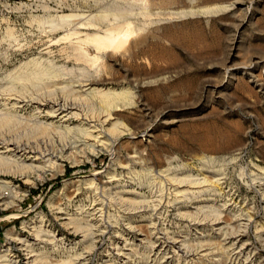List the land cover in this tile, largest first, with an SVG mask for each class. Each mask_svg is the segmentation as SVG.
<instances>
[{"label": "rangeland", "instance_id": "374dc122", "mask_svg": "<svg viewBox=\"0 0 264 264\" xmlns=\"http://www.w3.org/2000/svg\"><path fill=\"white\" fill-rule=\"evenodd\" d=\"M27 63L46 74L31 75ZM24 73L31 81L15 89L26 98L69 96L82 79L124 93L113 115L124 131L111 136L109 151L72 155L78 163L63 162L59 172L30 174L27 183L5 176L0 253L25 262L6 235L33 238L24 227L42 216L63 238L59 247L37 246L53 262H69L75 254L66 249L78 242L76 253L89 251L86 264L111 262L122 235L137 247L128 264H152L160 255L150 253L148 220L131 223L139 230L132 236L126 225L139 208L109 202L112 194L94 202L91 173L110 172L115 187L144 204L155 232L183 240L189 257L170 254L169 264H264V0H0V81L11 86ZM84 108L99 111L94 101ZM174 180L185 181L178 191L208 182L201 193L187 188L178 196L184 205L196 202L180 209L192 218L159 203L175 194ZM7 195L16 197L13 205L2 204ZM93 208L102 209L97 224L83 213ZM69 217L78 233L64 226ZM214 219L220 224L212 228ZM86 226L94 227L92 244L82 241ZM230 235L245 249L235 259L224 241Z\"/></svg>", "mask_w": 264, "mask_h": 264}, {"label": "bare ground", "instance_id": "6f19581e", "mask_svg": "<svg viewBox=\"0 0 264 264\" xmlns=\"http://www.w3.org/2000/svg\"><path fill=\"white\" fill-rule=\"evenodd\" d=\"M25 65L26 68L29 67L30 70H33L31 75L39 74L40 76L42 75L43 78V75L46 74L45 71L37 69L38 67L36 64L31 66V63H27ZM28 77L29 75L25 73L22 75H15L14 77L12 76L13 79H11L13 81H8L14 82V85L12 83L11 86L10 84L7 86L8 83L6 84L5 81H0V189L10 186L11 182L3 181V179H5L4 177L7 175H17L19 177L26 178L27 183L29 182L28 178L30 174L31 176L35 174L41 176L48 172H59L62 170L61 165L63 162L69 161L72 165L77 164V159L72 158V155H76L77 157L82 156L84 158L95 151L107 152L111 149L113 144L112 140L110 141L111 136H114L115 134L116 136H119L124 131L120 129V124L116 122L113 116L116 112L115 109H117L116 105L125 97L124 93L93 89L91 88L92 83L89 80L82 79L78 84L76 83V90H72L73 88L71 89L72 91L69 93V96H55V98H49V100L44 98L31 99L24 97L21 94L23 92L17 93L18 91L15 89L17 88L18 90L20 88L21 90L22 88L23 91L24 87L20 86L21 79L23 80V83L25 81L29 82L31 79ZM93 101L95 102V105L97 104V108L99 110L98 112L96 111L97 113L94 111L92 112L90 110H85L84 108L85 103L89 104V102ZM29 108H32V114L30 121H27L28 119H23L22 113L26 112ZM29 122H31V124H29ZM72 125L74 126L71 127ZM90 176L92 179L88 185H90V188L93 186L94 193L97 196V199L96 201L94 200V202L98 201L100 206L102 204V199L100 197L103 195L107 196L108 194H112L114 196L112 199L108 195L110 198L108 199L109 202L111 200H116L120 205H127L129 207L133 206V212L135 210L137 211L139 208V211L134 212V216L129 217L128 222L130 223L126 224L128 227V232L131 234V236L135 235L136 232H139L138 228L134 225H131V223L134 221L142 222L148 220L147 237L149 246L151 248L150 253L152 252V256L156 255L157 253L160 255L158 258L154 257L150 263L169 264L168 260L172 258L168 256L170 254H178V256L184 259L189 257V255L187 256V250L185 251L183 240H178L177 236L168 237L165 235L167 232H163L164 236H160L163 235L159 232L160 230L155 232L157 230L155 228L156 226L152 227L153 222L151 223V216L147 214L148 212L145 213L144 210L140 211V208H142L144 204L134 198V193L126 189L127 187H115V177L117 175H114L110 172L100 175L99 172H94L91 173ZM99 176H102L103 179H100ZM175 180L171 181L173 182L171 185L173 187V191H175V194L171 195L170 198L165 196L166 198L162 199L161 197L159 199V203L162 205H173V210L176 211L177 216L181 218H190L191 216L189 214L185 215L184 213L180 212V209L188 208V206H191L196 202H192L187 206L178 201L180 200L178 199V196L181 194L185 195L184 193L187 192L186 189L188 187H185V189L182 191H178L181 189V186H183V183L186 180L184 179L185 181L180 182ZM95 181H97V184H94ZM185 183H187V181ZM207 184V181L202 180L199 183L193 184L194 188H188V190L191 191V189H196L201 193V190L205 186L207 187ZM6 191L9 190L7 189ZM7 197L8 201L5 202L4 200L2 204L13 205L16 197L13 195H7ZM191 209L195 212L192 213V215H196L200 210L199 207L195 206ZM101 210V208L99 211L94 210L93 208L83 213L86 214L89 222L97 224L101 219L97 220L96 214H99V217H102ZM62 211V215L68 216L65 209H62ZM64 219L67 221L64 223V226L73 225L75 233H78V231L81 230L78 225L73 224L71 217ZM191 221L195 228L203 226V224H201L196 219H192ZM210 223L212 228L219 226L220 224L218 223V219H214L210 221ZM24 228L29 230L30 235L33 238L26 239L12 233H8L6 236L7 239L17 242L18 246L21 248L19 249L25 252L24 255L26 256V261L21 262L19 256H14V254L8 252L9 250H4V252H2V250V253H0V264H86V259L88 256L87 253H89V251H85L84 249L85 252L81 250L80 253H76V250L78 249V246L81 245V242L75 243L71 248L66 249V252L75 254L71 256L69 262H53V258L50 257L47 252H37L38 245L44 244V246L53 245L55 247H59L62 246L63 242V238H60L59 235L46 228L45 220L42 216L37 217ZM93 229L94 227L87 229L86 226V229L81 231L83 233V242H91V244L94 243L93 240H95V234L92 232ZM220 230L221 229L218 228L216 231L219 232ZM162 231L163 229L161 232ZM224 241L229 243V252L234 251V253H232L234 259L237 256L242 255L243 251H245L243 246H239L235 236L230 235L225 237ZM140 243H142V240ZM135 247L136 246L130 245V239L121 235V239L112 244L113 261H106L100 264H124L125 259L126 264H128L131 258L135 256L134 252L137 249V247ZM207 254L208 253L199 255L198 258L201 259L202 257L207 256Z\"/></svg>", "mask_w": 264, "mask_h": 264}]
</instances>
